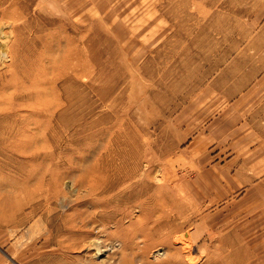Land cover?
<instances>
[{
  "label": "rangeland",
  "instance_id": "rangeland-1",
  "mask_svg": "<svg viewBox=\"0 0 264 264\" xmlns=\"http://www.w3.org/2000/svg\"><path fill=\"white\" fill-rule=\"evenodd\" d=\"M263 48L264 0H0L12 259L264 264Z\"/></svg>",
  "mask_w": 264,
  "mask_h": 264
},
{
  "label": "crops",
  "instance_id": "crops-1",
  "mask_svg": "<svg viewBox=\"0 0 264 264\" xmlns=\"http://www.w3.org/2000/svg\"><path fill=\"white\" fill-rule=\"evenodd\" d=\"M259 58H260V66H259V74L256 76V82L259 83V87H260L259 103H260L261 116H260L259 128H260L261 137H259V142L254 141L255 144L254 149L262 151V153L264 154V48L261 50ZM250 130L247 131L249 132ZM0 264H18L12 259L7 249L1 242H0Z\"/></svg>",
  "mask_w": 264,
  "mask_h": 264
},
{
  "label": "bare ground",
  "instance_id": "bare-ground-1",
  "mask_svg": "<svg viewBox=\"0 0 264 264\" xmlns=\"http://www.w3.org/2000/svg\"><path fill=\"white\" fill-rule=\"evenodd\" d=\"M185 242V241H184ZM97 243V242H96ZM93 244H94V242H93ZM97 244H99V242L97 243Z\"/></svg>",
  "mask_w": 264,
  "mask_h": 264
}]
</instances>
